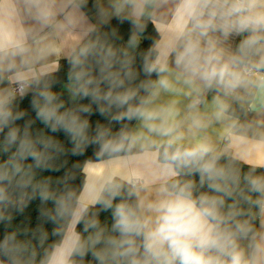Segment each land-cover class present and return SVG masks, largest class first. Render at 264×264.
Wrapping results in <instances>:
<instances>
[{
    "label": "clouds",
    "instance_id": "9594fccd",
    "mask_svg": "<svg viewBox=\"0 0 264 264\" xmlns=\"http://www.w3.org/2000/svg\"><path fill=\"white\" fill-rule=\"evenodd\" d=\"M0 264H264V0H0Z\"/></svg>",
    "mask_w": 264,
    "mask_h": 264
},
{
    "label": "trees",
    "instance_id": "16d2710c",
    "mask_svg": "<svg viewBox=\"0 0 264 264\" xmlns=\"http://www.w3.org/2000/svg\"><path fill=\"white\" fill-rule=\"evenodd\" d=\"M29 214H34V209L30 208L26 213H25V219L28 217Z\"/></svg>",
    "mask_w": 264,
    "mask_h": 264
}]
</instances>
